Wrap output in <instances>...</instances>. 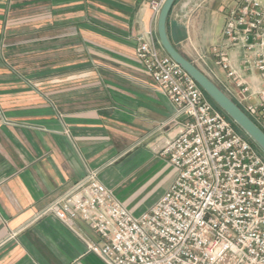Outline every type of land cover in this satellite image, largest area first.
I'll use <instances>...</instances> for the list:
<instances>
[{"label": "crops", "instance_id": "1", "mask_svg": "<svg viewBox=\"0 0 264 264\" xmlns=\"http://www.w3.org/2000/svg\"><path fill=\"white\" fill-rule=\"evenodd\" d=\"M150 2L0 0V264H105L89 225L35 214L89 170L134 216L174 179L160 152L181 131L175 106L135 55L142 33L159 44ZM240 2L176 0L166 33L244 109L262 88L254 53L228 48L226 70L215 56Z\"/></svg>", "mask_w": 264, "mask_h": 264}, {"label": "built area", "instance_id": "2", "mask_svg": "<svg viewBox=\"0 0 264 264\" xmlns=\"http://www.w3.org/2000/svg\"><path fill=\"white\" fill-rule=\"evenodd\" d=\"M163 2L151 0L155 16ZM222 34L215 50L222 69L230 67L228 48L255 55L262 88L242 110L264 132V0H241ZM136 40L137 61L175 106L169 122L181 126L160 152L174 179L134 216L89 170L34 219L52 215L69 228L86 223L99 238L86 242L87 251L105 264H264V159L183 69L159 55L151 32Z\"/></svg>", "mask_w": 264, "mask_h": 264}, {"label": "water", "instance_id": "3", "mask_svg": "<svg viewBox=\"0 0 264 264\" xmlns=\"http://www.w3.org/2000/svg\"><path fill=\"white\" fill-rule=\"evenodd\" d=\"M176 0H164L157 15L158 42L165 53L174 63L183 69L197 84L203 93L236 125L240 131L264 155V132L246 115V113L211 81L194 64L182 56L171 44L166 33L167 18Z\"/></svg>", "mask_w": 264, "mask_h": 264}, {"label": "trees", "instance_id": "4", "mask_svg": "<svg viewBox=\"0 0 264 264\" xmlns=\"http://www.w3.org/2000/svg\"><path fill=\"white\" fill-rule=\"evenodd\" d=\"M204 95L206 96V94L204 93ZM206 98L208 99V101L233 125V127L235 128V130L243 137L245 138L251 145L252 147L258 152L260 151L241 131L240 129L234 125L232 123V121L206 96ZM259 153V152H258ZM260 154V153H259Z\"/></svg>", "mask_w": 264, "mask_h": 264}, {"label": "rangeland", "instance_id": "5", "mask_svg": "<svg viewBox=\"0 0 264 264\" xmlns=\"http://www.w3.org/2000/svg\"><path fill=\"white\" fill-rule=\"evenodd\" d=\"M25 84H27V82L25 81ZM259 153H260V155L262 156V158L264 159V155L260 152V151H258Z\"/></svg>", "mask_w": 264, "mask_h": 264}]
</instances>
